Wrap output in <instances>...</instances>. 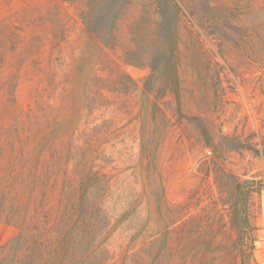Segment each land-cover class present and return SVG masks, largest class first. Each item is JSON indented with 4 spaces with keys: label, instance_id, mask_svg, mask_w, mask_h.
Instances as JSON below:
<instances>
[{
    "label": "rangeland",
    "instance_id": "1",
    "mask_svg": "<svg viewBox=\"0 0 264 264\" xmlns=\"http://www.w3.org/2000/svg\"><path fill=\"white\" fill-rule=\"evenodd\" d=\"M263 186L264 0H0V264H264Z\"/></svg>",
    "mask_w": 264,
    "mask_h": 264
},
{
    "label": "trees",
    "instance_id": "2",
    "mask_svg": "<svg viewBox=\"0 0 264 264\" xmlns=\"http://www.w3.org/2000/svg\"><path fill=\"white\" fill-rule=\"evenodd\" d=\"M260 191H263V193H264V186L261 187ZM258 192H259V189H258Z\"/></svg>",
    "mask_w": 264,
    "mask_h": 264
}]
</instances>
